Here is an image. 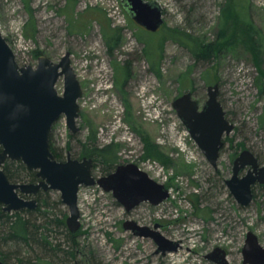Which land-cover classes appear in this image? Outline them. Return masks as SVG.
Wrapping results in <instances>:
<instances>
[{
    "label": "rangeland",
    "instance_id": "rangeland-1",
    "mask_svg": "<svg viewBox=\"0 0 264 264\" xmlns=\"http://www.w3.org/2000/svg\"><path fill=\"white\" fill-rule=\"evenodd\" d=\"M154 1L164 13V24L155 32L130 19L121 0H0V30L20 66H35L39 55L58 62L70 53L82 95L76 119L79 130L71 132L63 115L52 126L53 147L63 159L68 153L77 158L80 142L93 129L99 146L118 145L121 164L134 163L145 170L143 160L151 159L163 170L162 177H167L161 182L145 170L168 189L169 196L155 206L142 202L129 212L111 192L97 185L81 186L80 228L76 231L79 251L66 264H87V260L88 264H216L205 256L217 246L226 250L229 264H241L248 231L264 246V184L253 186L252 200L242 205L225 183L233 159L243 149L253 152L264 165V91L259 92L254 82L257 69L252 56L242 42L233 45L228 41L227 49L217 52L214 60L198 63L187 47L169 37L177 30L203 43L230 40V31L224 37L218 34L227 0ZM247 12L264 34V0H248ZM107 22L120 28V43L111 54L102 29ZM137 39L147 45L153 58L149 59L145 45ZM117 63L129 70L124 82L115 71ZM206 72L210 82L203 78ZM183 74L188 80L182 83ZM214 83H218V100L225 115L234 124L224 135L217 168L172 107V101L186 91L201 106L207 99V86ZM55 88L63 92L62 77ZM138 130L149 136L163 157L145 154ZM93 175L101 176L98 168ZM48 196L60 200L57 190H50ZM55 210L59 216L62 212L68 215L63 203ZM126 219L150 228L158 223L162 235L179 243L177 250L156 252L152 238L133 236L123 229ZM12 246L10 254L16 250ZM27 250L23 247L21 255ZM14 261L11 257L8 262Z\"/></svg>",
    "mask_w": 264,
    "mask_h": 264
},
{
    "label": "water",
    "instance_id": "water-1",
    "mask_svg": "<svg viewBox=\"0 0 264 264\" xmlns=\"http://www.w3.org/2000/svg\"><path fill=\"white\" fill-rule=\"evenodd\" d=\"M121 5L129 18L146 30L155 32L164 24L163 9L157 1L121 0ZM69 57L70 53L66 52L58 62H53L39 55L35 66H20L0 30V214L36 207L35 198L22 195H34L39 189L57 190L61 203L68 208L66 226L74 234L80 228V186L97 185L111 192L127 212L142 202L158 205L169 192L134 163L119 164L109 174L94 177L92 158H72L70 153L63 161L54 158L49 145L54 122L63 115L71 132L79 130L76 119L80 116L78 99L82 88ZM60 77L64 82L61 94L55 88ZM218 93V83H214L207 86V99L201 106L191 91L183 92L172 101L177 117L214 168H217L224 135L234 129L218 100ZM8 159L20 160L27 169L35 170L39 180L11 182L2 169ZM245 168L246 172L240 175ZM231 171L225 183L235 199L247 205L253 198V186L264 184V165L253 152L243 149L233 159ZM122 227L133 236L152 238L157 244L156 252L165 254L179 246L177 241L169 240L157 230L158 223L150 228L126 219ZM241 253V264H264V246L252 231L246 233ZM205 257L216 264H229L222 247H215Z\"/></svg>",
    "mask_w": 264,
    "mask_h": 264
},
{
    "label": "trees",
    "instance_id": "trees-1",
    "mask_svg": "<svg viewBox=\"0 0 264 264\" xmlns=\"http://www.w3.org/2000/svg\"><path fill=\"white\" fill-rule=\"evenodd\" d=\"M247 7L248 0H227L222 7L219 37L226 36L230 31V40L224 43L217 41L203 43L177 30L171 31L169 37L177 41L180 45L187 47L196 62L207 64L214 60L217 52L220 53L227 49L226 43L228 41H231L232 44L238 41L242 42L252 56V60L257 69V76L254 82L259 92H262L264 91V70L262 67L264 34L250 17L247 12ZM102 26L107 50L111 54L113 52L112 50L120 43V28L112 27L109 22ZM34 34L35 29L33 28L31 35ZM137 40L142 42L141 39ZM144 45L146 55H148L149 59L153 58L146 49L147 45ZM36 52L37 54L39 53V51ZM115 71L118 78L120 80L123 79V82L129 76L128 68L119 65V63L115 64ZM120 72L122 73V78L119 77ZM203 78L206 82H210L207 72L204 73ZM180 80L182 83L188 80L187 75L183 74ZM125 108L127 112L129 108L128 103L125 104ZM88 126L90 125L88 124ZM138 133L142 139L145 154L158 158L163 157L158 146L151 141L144 131L138 130ZM49 145L57 161L66 159H63L62 154L57 152L53 147L51 132L49 134ZM117 152V144L110 143L99 146L95 131L90 129L86 139L80 142L77 159L83 157L92 158L93 170L98 168L100 175H107L117 165L121 164ZM2 169L11 182H24L26 180V182H34L37 180L36 171L27 169L20 160H5ZM48 192H37L35 196L37 205L33 209L24 208L20 211L2 212L0 214V262L4 264H66L67 261L69 262L71 259L76 258L79 251L77 241L78 232L72 234L69 231L65 223L66 213L62 212L59 216L55 210L56 206L61 204V201L52 200L48 196ZM59 235L63 236L60 237ZM63 242L67 244L64 245ZM12 245L14 247L16 246V250H14L13 254H10ZM5 246L7 250H4ZM23 247L28 250L26 252L27 254L22 256ZM11 257L15 261L10 263L8 261ZM81 262L82 260H79V263Z\"/></svg>",
    "mask_w": 264,
    "mask_h": 264
},
{
    "label": "built area",
    "instance_id": "built-area-1",
    "mask_svg": "<svg viewBox=\"0 0 264 264\" xmlns=\"http://www.w3.org/2000/svg\"><path fill=\"white\" fill-rule=\"evenodd\" d=\"M180 140L181 139V136H178ZM143 165H144V169L151 173V175L160 180L161 182H165L167 181V177H162L163 175V170L160 168V166L157 164V162H155L154 160H151V159H146V160H143ZM139 167V166H138ZM140 168V167H139ZM142 169V168H140ZM143 170V169H142ZM88 187V186H86ZM99 187V186H98Z\"/></svg>",
    "mask_w": 264,
    "mask_h": 264
},
{
    "label": "flooded vegetation",
    "instance_id": "flooded-vegetation-1",
    "mask_svg": "<svg viewBox=\"0 0 264 264\" xmlns=\"http://www.w3.org/2000/svg\"><path fill=\"white\" fill-rule=\"evenodd\" d=\"M120 5H121V3H120ZM122 6V5H121ZM124 10V9H123ZM125 12V11H124ZM126 13V12H125ZM126 15H127V13H126ZM128 16V15H127ZM129 17V16H128ZM181 95V94H180ZM193 95V94H192ZM179 96V95H178ZM246 170H247V168H245V169H242L241 171H240V175H241V172H243V171H245L246 172ZM37 177V176H36ZM39 180V178L37 177V180L36 181H34V182H37ZM256 185H258V184H256ZM255 186V185H254ZM38 191H45V190H43V189H39ZM37 191V192H38ZM37 192L34 194V195H22L24 198H35V196H36V194H37ZM36 199V198H35ZM0 209H1V205H0ZM3 212V211H2ZM1 212V213H2ZM15 212V211H14Z\"/></svg>",
    "mask_w": 264,
    "mask_h": 264
}]
</instances>
